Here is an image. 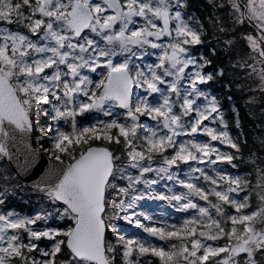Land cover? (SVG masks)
<instances>
[{"label": "snow or ice", "instance_id": "1", "mask_svg": "<svg viewBox=\"0 0 264 264\" xmlns=\"http://www.w3.org/2000/svg\"><path fill=\"white\" fill-rule=\"evenodd\" d=\"M207 4L0 0V205L13 159L43 205L0 210V264H264V139L209 88L226 63L264 115V0Z\"/></svg>", "mask_w": 264, "mask_h": 264}, {"label": "trees", "instance_id": "2", "mask_svg": "<svg viewBox=\"0 0 264 264\" xmlns=\"http://www.w3.org/2000/svg\"><path fill=\"white\" fill-rule=\"evenodd\" d=\"M189 12L203 18L209 15L211 9L207 4V0H190ZM212 47L219 49L220 45H216L212 37H208L206 43L200 47V53L211 57ZM220 67L226 69L225 75L211 83L209 88L222 100L225 116L229 120V126L232 133L234 135L239 134L236 127L234 126L238 123L240 126L239 132H242L248 139V149L255 148L259 150V144H254L253 137L258 136L264 139V131L261 130L262 127H264V115H262V110L258 103H249L248 98L252 95V93L247 90L248 85H251L253 88H255L256 84L253 83L251 79L245 80L239 72L234 73L232 70L228 69L226 63L220 64ZM259 96L260 94L257 92V100H259ZM229 97H231V99H228ZM231 101L235 103L238 112L233 111ZM37 146L39 147V143H37ZM248 149H244V161H237V163L240 165L238 171L242 174H245L248 170H250V166L246 162ZM8 168L10 169V167ZM23 204L26 203H19V201L14 200L12 206L15 205L17 207V211L26 213L28 210V214H31L33 211L31 206L23 208ZM9 208L10 207H7L6 209Z\"/></svg>", "mask_w": 264, "mask_h": 264}, {"label": "rangeland", "instance_id": "3", "mask_svg": "<svg viewBox=\"0 0 264 264\" xmlns=\"http://www.w3.org/2000/svg\"><path fill=\"white\" fill-rule=\"evenodd\" d=\"M194 14V13H192ZM195 15V14H194ZM196 16V15H195ZM136 94L138 95V90H135ZM232 104V109L234 112H238V109L235 105L234 102L231 101ZM224 110V109H223ZM225 112V110H224ZM90 119H86L84 121L85 124L89 123ZM234 135V134H233ZM36 139V137H35ZM36 143H39L36 139ZM8 167H10L8 165L7 162H5L3 164V169L2 171L6 174L10 173V177L9 176H5V179H11L12 181H15L16 185H18L19 187L16 188V190H13V187H9L8 188V197L6 199L5 204L0 205V210L2 209H6L7 207H10L9 209H15L17 210V207L13 204V201H19V203L24 202L26 204H23L24 207L23 208H27L28 206H31V210L32 213L31 214H35L36 212H38L40 210V208L43 206L42 202L39 201L38 199H36L31 191L30 188L26 185V183H24L12 170L11 168L9 169ZM241 175V172H239ZM142 211H145L146 213L153 215L157 218H161V217H166L169 218L170 220H174V221H178L181 218V214L176 213L174 210L167 208L163 202H158V201H152V200H148L147 202H141V209ZM25 213V212H24ZM25 214H28V210ZM56 223V222H54ZM62 223V222H60ZM123 232H125L127 235H141L143 236L144 234L141 232V230L137 229L134 225H128L127 223H124L122 225V229Z\"/></svg>", "mask_w": 264, "mask_h": 264}, {"label": "water", "instance_id": "4", "mask_svg": "<svg viewBox=\"0 0 264 264\" xmlns=\"http://www.w3.org/2000/svg\"><path fill=\"white\" fill-rule=\"evenodd\" d=\"M30 143L32 144V146L34 148H37L39 149V147L37 146V143H36V139H35V136H33L30 140ZM13 151H16V149H13ZM41 163L43 164L44 168L47 169L48 167V164L50 163V158L49 156L44 153V152H41ZM8 165L10 166L11 170L17 175V172H19L20 174L17 175L20 179L21 177H24L23 179H21L24 183H26V185L30 188L31 184L33 183V181L31 179H29L27 176H25V174L23 173L22 170L19 169V166L17 165L16 163V160L13 159L11 161V163H8Z\"/></svg>", "mask_w": 264, "mask_h": 264}]
</instances>
